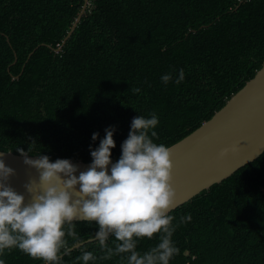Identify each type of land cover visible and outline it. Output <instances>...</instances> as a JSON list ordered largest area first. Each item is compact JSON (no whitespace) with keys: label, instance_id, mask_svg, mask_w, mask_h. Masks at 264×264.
Listing matches in <instances>:
<instances>
[{"label":"trees","instance_id":"16d2710c","mask_svg":"<svg viewBox=\"0 0 264 264\" xmlns=\"http://www.w3.org/2000/svg\"><path fill=\"white\" fill-rule=\"evenodd\" d=\"M84 3L0 0L1 150L90 162L89 145L99 143L92 133L103 137L114 125L115 160L132 118L153 111L157 142L171 146L264 65V0H89L63 44ZM181 68L180 84L162 83ZM170 214L179 248L171 264H264V152ZM186 214L191 221L180 223ZM76 231L87 242L95 226L77 221ZM157 242L145 238L138 248ZM4 259L43 264L18 249Z\"/></svg>","mask_w":264,"mask_h":264},{"label":"clouds","instance_id":"9594fccd","mask_svg":"<svg viewBox=\"0 0 264 264\" xmlns=\"http://www.w3.org/2000/svg\"><path fill=\"white\" fill-rule=\"evenodd\" d=\"M184 78L182 68L175 79L172 73L160 77L165 86ZM159 123L155 111L134 116L115 160V126L106 127L103 137L93 132L91 140L99 143L89 145L91 160L83 170L71 158L53 161L42 152L32 155L29 149L17 148L24 164L38 173L39 188L29 178L25 192L10 183L16 169L0 158V264H6L5 254L14 249L43 264H65L64 257H72L74 249L79 254L71 264H99L114 257L121 264H171L179 253L173 240L178 224L170 214L176 189L171 148L157 142ZM227 152L222 149L221 155ZM191 219L186 214L179 222ZM81 220L95 226L87 242L76 231ZM154 237V246L138 248L142 239Z\"/></svg>","mask_w":264,"mask_h":264},{"label":"water","instance_id":"95a60500","mask_svg":"<svg viewBox=\"0 0 264 264\" xmlns=\"http://www.w3.org/2000/svg\"><path fill=\"white\" fill-rule=\"evenodd\" d=\"M88 4L89 0H85L63 44L76 29ZM170 148L172 184L176 189L171 211L258 158L264 152V65L210 119ZM225 148L228 152L221 155ZM0 158L16 169L10 183L19 192H25L23 185L29 178L39 188L38 173L24 164L22 156L0 149ZM73 162L80 170L89 164L83 160Z\"/></svg>","mask_w":264,"mask_h":264}]
</instances>
